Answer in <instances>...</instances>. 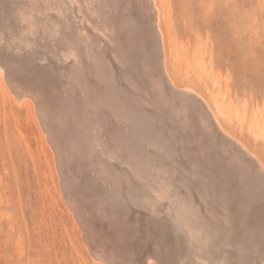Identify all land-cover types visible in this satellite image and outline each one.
Here are the masks:
<instances>
[{"label": "bare ground", "instance_id": "obj_1", "mask_svg": "<svg viewBox=\"0 0 264 264\" xmlns=\"http://www.w3.org/2000/svg\"><path fill=\"white\" fill-rule=\"evenodd\" d=\"M170 3L0 0V114L35 112L97 264H264V162L171 72Z\"/></svg>", "mask_w": 264, "mask_h": 264}, {"label": "rangeland", "instance_id": "obj_2", "mask_svg": "<svg viewBox=\"0 0 264 264\" xmlns=\"http://www.w3.org/2000/svg\"><path fill=\"white\" fill-rule=\"evenodd\" d=\"M170 1L171 72L213 95L231 133L264 162V0ZM34 113L8 97L0 114V264H97Z\"/></svg>", "mask_w": 264, "mask_h": 264}]
</instances>
